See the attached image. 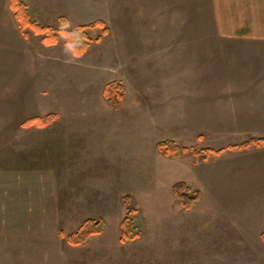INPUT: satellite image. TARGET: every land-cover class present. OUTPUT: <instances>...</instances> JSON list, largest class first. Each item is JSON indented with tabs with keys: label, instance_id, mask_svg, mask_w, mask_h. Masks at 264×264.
<instances>
[{
	"label": "rangeland",
	"instance_id": "obj_1",
	"mask_svg": "<svg viewBox=\"0 0 264 264\" xmlns=\"http://www.w3.org/2000/svg\"><path fill=\"white\" fill-rule=\"evenodd\" d=\"M73 1L68 29L99 19L108 28L88 30L82 55L63 31L49 42L32 27L24 53L0 48V264H259L264 230L243 210L256 212L264 196L238 195L251 188L242 182L255 154L199 164L192 150L166 156L157 142L220 149L263 137L253 120L201 111L221 92L250 90L211 87L256 58L217 33L263 31L252 5L264 0ZM44 20L34 21L59 27ZM112 81L123 85L118 108L105 100ZM179 181L199 191L191 209L173 193ZM128 204L140 235L122 242ZM91 218L104 219V231L70 244Z\"/></svg>",
	"mask_w": 264,
	"mask_h": 264
},
{
	"label": "crops",
	"instance_id": "obj_2",
	"mask_svg": "<svg viewBox=\"0 0 264 264\" xmlns=\"http://www.w3.org/2000/svg\"><path fill=\"white\" fill-rule=\"evenodd\" d=\"M27 6L30 17L32 20L38 22H45L44 19L49 21H57L62 15H67L69 9V1L73 3V0H23ZM76 3H78V0ZM257 1V0H254ZM82 4V0L79 1ZM253 14L252 19H264V9L255 5H252ZM219 9V18L225 19L221 7ZM218 38L223 41L235 42L238 47L246 48L251 46L256 58L252 61L250 66L235 67L234 69H226L227 72L239 73L238 76L228 79L220 78L214 84L212 88H225V89H250L247 92H241L233 94L230 92H221L219 96H213L214 99L206 101L211 104L208 108H204L201 112L205 114H212V118L225 120L231 118L234 120H253L255 135L264 137V30L251 31V32H219ZM29 35H25L24 31L20 27L19 20L16 16L15 10L12 7L11 0H0V48L5 52L8 50H22L26 51V40ZM220 45L229 46L230 43H220ZM243 72V73H241ZM229 93V94H228ZM209 114V116H211ZM207 117V116H206ZM208 118V117H207ZM255 154L253 158V175L247 179H243V184L251 185V188L238 192L239 198L248 197L249 191L257 193V197L264 196V148H255L243 152H251ZM256 161H255V160ZM257 165V166H256ZM254 193L251 196L254 198ZM256 210L249 214V210H243L245 216H256L255 222L261 224L262 230H264V203L261 204ZM261 233V232H260ZM259 233V234H260ZM260 238V235L258 236ZM262 242V241H261ZM264 245V242H262ZM259 254H261L259 252ZM260 256V255H259ZM261 260L263 261L264 257ZM258 261L259 264H263L262 261Z\"/></svg>",
	"mask_w": 264,
	"mask_h": 264
},
{
	"label": "trees",
	"instance_id": "obj_3",
	"mask_svg": "<svg viewBox=\"0 0 264 264\" xmlns=\"http://www.w3.org/2000/svg\"><path fill=\"white\" fill-rule=\"evenodd\" d=\"M13 9L15 10L16 16L19 20L20 27L24 31L25 35H28L27 27H32L39 33L47 32L44 37L48 38L49 42L56 40V32L63 31L66 37V41L77 56L82 55L90 45L91 37L88 30L90 28H96L103 26V32L106 34L108 28L105 22L101 19L87 23L79 24L75 29H68L69 19L66 16H61L59 19V27L54 26H43L31 19L28 6L23 0H11ZM99 39L101 37H98ZM123 85L118 81H112L108 83L104 89L105 100L109 102L114 108H118L121 100V91ZM43 120L49 122L51 115L45 117ZM158 150L166 156H177L184 157L190 150L194 154V161L196 163H204L214 154H222L225 151L230 152H241L255 148H264V137H250L241 142L230 144L227 147L215 149L213 147H195L190 149L182 144L177 143L172 139L160 140L157 142ZM173 193L177 198L179 204L185 209H191L193 203L199 198V191H192L191 187L183 181L176 182L173 185ZM129 197H125V202L129 203ZM138 211L133 206L128 204L127 212L121 221V232L120 240L126 242L129 240L136 239L139 235V229L137 227ZM105 221L104 219H87L85 220L80 228L67 236V240L72 245H79L87 241V239L94 234H99L104 231ZM261 241L264 242V231L261 233Z\"/></svg>",
	"mask_w": 264,
	"mask_h": 264
}]
</instances>
